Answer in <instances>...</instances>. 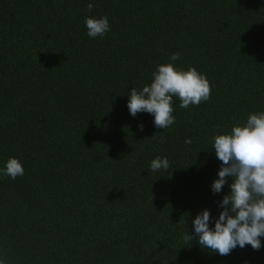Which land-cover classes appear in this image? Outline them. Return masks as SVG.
Listing matches in <instances>:
<instances>
[{
    "label": "trees",
    "instance_id": "16d2710c",
    "mask_svg": "<svg viewBox=\"0 0 264 264\" xmlns=\"http://www.w3.org/2000/svg\"><path fill=\"white\" fill-rule=\"evenodd\" d=\"M89 15L110 31L90 38ZM169 62L206 75L211 94L188 108L174 97L175 123L158 129L127 93ZM260 111L264 0H0V169L24 168L0 174V264H264V237L227 256L183 240L230 190L211 189V137ZM157 156L168 170H150Z\"/></svg>",
    "mask_w": 264,
    "mask_h": 264
},
{
    "label": "clouds",
    "instance_id": "9594fccd",
    "mask_svg": "<svg viewBox=\"0 0 264 264\" xmlns=\"http://www.w3.org/2000/svg\"><path fill=\"white\" fill-rule=\"evenodd\" d=\"M94 5H87L91 12ZM84 24L90 38L103 37L110 31L108 17L86 16ZM181 53H173L170 61L180 59ZM158 63L151 74V82L128 91L127 107L135 117L146 112L154 117V126L166 129L175 123L173 115L174 97L181 108L199 105L210 99L211 86L206 75L195 67L187 69L174 63ZM143 129V124L139 125ZM219 127V126H217ZM186 144L191 139L186 138ZM211 148L221 161L218 177L211 185L213 193H220L228 183L229 191L219 202L221 211L213 218L209 209L198 212L192 220L194 232L183 235L185 246L197 242L202 249L221 256L230 255L237 247L250 245L255 251L262 247L264 237V111L249 113L246 122L236 123L230 131L215 132L211 137ZM170 167L167 157H155L150 162L152 172L166 171ZM0 174L15 180L23 176L20 160L10 157ZM190 215V213L188 214ZM214 219V226H210Z\"/></svg>",
    "mask_w": 264,
    "mask_h": 264
}]
</instances>
